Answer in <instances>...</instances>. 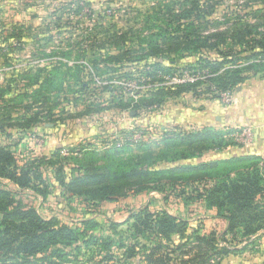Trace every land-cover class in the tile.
<instances>
[{
    "label": "trees",
    "instance_id": "obj_1",
    "mask_svg": "<svg viewBox=\"0 0 264 264\" xmlns=\"http://www.w3.org/2000/svg\"><path fill=\"white\" fill-rule=\"evenodd\" d=\"M186 2L190 8L182 10L170 2L167 13L164 10L161 16L140 13L135 21L137 30L104 31L106 36L87 31L78 36L80 41L68 44L70 50L49 56L88 58L93 72L109 82L113 78L140 76L160 83L157 88L152 84L136 102L126 100L124 92L113 89L119 91L116 95L120 98L114 107L123 111L132 109L136 115L143 108L161 106L189 93L222 100L223 94L233 95L251 77L264 75V0H253L261 8L249 4L243 12H232V19L227 15L226 24L209 19L216 13L214 5L207 8L201 0ZM142 18L141 24L138 21ZM84 69L80 64L71 67L56 63L50 69L21 77L26 82L22 89L35 88L33 96L43 103L59 100L62 94L65 99L78 94L77 99L84 103L92 97L97 100V94L86 85L81 89L74 86L73 82H81ZM184 72L193 75L196 81L164 85L165 77L173 79ZM66 80L71 81L67 87ZM16 93V88L0 85L3 103L0 112L10 108L8 101ZM87 110L92 114L108 107L92 102ZM37 119L35 116L28 126L37 124ZM14 127L15 124L0 120V264H25L31 260L39 264H110L117 251L122 252L121 260L125 262L142 257L144 264H210L213 259L222 264L225 257L239 252L220 247L223 243L251 241L264 233V158L245 156L179 165L208 152L238 145L232 137L236 130L175 131L164 136L160 144L139 145L141 155L128 156V160L117 158L124 155L123 151H112L111 156L102 158L107 164L103 167L92 161L77 163L70 182H66L63 168L59 170L58 182L66 191L67 200L84 198L95 211L102 204L124 199L134 188L141 187V191L158 193L165 202L166 198L168 202L175 197L185 205L202 203L215 211L216 218L227 223L224 232L201 234V229H196L188 234L189 220L166 210H152L149 205L131 211L123 223L109 220L102 225L95 218H86L71 226L58 217L43 218L36 208L18 197L30 193L47 200L50 185L32 167H20L11 148L3 146L6 128ZM159 146L163 149L157 157ZM91 156L101 157L96 152ZM162 163L174 166L155 171L154 166ZM176 237L179 244L175 243Z\"/></svg>",
    "mask_w": 264,
    "mask_h": 264
},
{
    "label": "rangeland",
    "instance_id": "obj_2",
    "mask_svg": "<svg viewBox=\"0 0 264 264\" xmlns=\"http://www.w3.org/2000/svg\"><path fill=\"white\" fill-rule=\"evenodd\" d=\"M170 2L175 3L179 10L190 8L186 0H0V85L5 88L10 85L17 90L14 97L11 96L8 101L10 108L1 109L0 112L2 113L0 120L4 124H15L16 127L6 128L1 141L3 146L11 148L20 167H32L48 181L50 196L47 200L30 193L18 195L25 204L36 208L43 218L58 217L71 226H77L86 218H95L102 225H106L109 220L123 223L131 211L149 205L152 210H166L189 220L188 234H192L196 229H201V234L208 233L217 224L212 221L211 213L202 203L185 205L182 200L175 197L168 202L166 198L165 202L158 193L141 191V187L134 188L124 199L102 204L100 209L95 211L84 198L67 200L68 195L58 182L60 168H63L66 182H70L77 163L87 164L92 161L97 167H103L107 164L102 158L111 156L112 151H123L124 155L117 158L128 160V156L141 155L139 152L141 144H160L164 136L175 131L200 130L199 123L178 125L177 119L182 115L194 116L204 112L208 109L206 99L211 97L201 96L198 99L189 93L168 100L161 106L143 108L136 115L132 109L123 111L114 107L120 98L116 95L119 91L114 92L113 89L124 92L126 100L136 102L147 93L152 84L157 88L161 86L160 83H152V80L139 78L140 76L131 79L113 78L109 82L104 76H97L93 72V65L88 58L70 60L61 55L49 56L54 55L56 51L70 50L68 44L73 45L80 41L78 36L84 35L87 31L93 30L95 34L101 32L99 35L106 36L104 31L116 33L126 32L131 28L137 30L139 27L135 25V21L140 18V13L151 16L164 15L163 11L167 13ZM201 2L207 8L209 5L215 6L216 13L209 19L222 24H226L227 15L232 19L234 18L232 12H243L249 4L255 8L262 7L253 0H201ZM138 22L143 23V18ZM147 34L148 32L145 33L146 36ZM70 38L74 41L69 40ZM82 48L86 46L82 45ZM112 52L116 53L115 50ZM60 62L71 67L76 64L84 66V72L80 76L81 82H73L74 86L81 89L82 85H86L97 94V100H93L95 97H92L84 103L77 99L78 94L69 95L66 99L62 94L59 100L53 99L51 102L43 103L41 99L33 96L32 91L35 88L31 91V88L22 89L26 82L22 81L21 77L35 75ZM165 64L167 65V62ZM186 75L189 73H178L176 77L183 79ZM165 82L167 77L164 78ZM67 83L70 84L71 81L66 80L65 87L68 86ZM26 92L30 93L26 95ZM111 101L113 103H110ZM92 102L108 107V110L88 113L87 109ZM221 102L228 106L232 100ZM1 104L3 103L0 100ZM35 116L38 117L37 124L33 123L32 127L31 125L29 127L28 122ZM233 140L239 143L236 139ZM162 149L163 147L159 146L157 157ZM64 151L67 155H62ZM73 151L80 153L73 155ZM93 152L99 153L101 157L92 158ZM50 160H54L55 163L49 164ZM196 162L192 160L181 162L179 165H196ZM173 166L162 163L154 166V170H167ZM218 227L219 225H216V228ZM221 228L224 229L223 226ZM175 243L179 244L178 237L175 238ZM220 247L231 251L239 250L238 253L225 257L222 264H264V235L251 241L223 243ZM116 254L117 257L110 264H144L141 261L142 257L125 262L121 260L122 252L117 251ZM217 262L218 259H213L210 264ZM25 264L39 263L31 260Z\"/></svg>",
    "mask_w": 264,
    "mask_h": 264
},
{
    "label": "crops",
    "instance_id": "obj_3",
    "mask_svg": "<svg viewBox=\"0 0 264 264\" xmlns=\"http://www.w3.org/2000/svg\"><path fill=\"white\" fill-rule=\"evenodd\" d=\"M193 97L200 99V97H195L194 95ZM221 101L219 99L207 98V110L194 116L182 115L179 118L177 117L178 125L183 124L187 126L196 122L201 125L200 130L204 128H214L218 131L230 129L236 130L234 134L251 130L252 136L245 142L238 141L239 143L236 146H231L223 151H211L199 159H194L197 161L196 165L245 156L264 158V75L251 77L239 86L233 93L232 102L228 106L222 104ZM185 129L186 131L188 130L187 128ZM207 209L212 215V221L217 223L208 233L224 232L227 228L226 221L216 218L214 210L208 207ZM128 217L129 215L126 220ZM216 225H219V227L216 228ZM222 226L224 227L223 230ZM262 235L264 233H260L255 239Z\"/></svg>",
    "mask_w": 264,
    "mask_h": 264
},
{
    "label": "built area",
    "instance_id": "obj_4",
    "mask_svg": "<svg viewBox=\"0 0 264 264\" xmlns=\"http://www.w3.org/2000/svg\"><path fill=\"white\" fill-rule=\"evenodd\" d=\"M182 78V77H181ZM181 78H177V77H174L173 79H167V82L164 83V85L166 86H172V85H176V84H183V83H186V82H194L196 81V78L193 76V75H186V76H183V79ZM222 101H226V102H230L232 100V95L231 94H223L222 95ZM252 136V133H251V130H246V131H243L242 133L240 134H234L233 137H235V139L239 142H245L247 141L250 137ZM62 155H67V153L64 151L62 152ZM256 237H253V239H255Z\"/></svg>",
    "mask_w": 264,
    "mask_h": 264
}]
</instances>
